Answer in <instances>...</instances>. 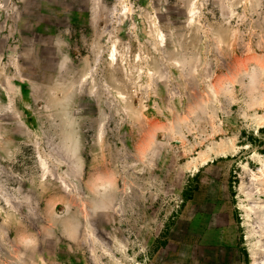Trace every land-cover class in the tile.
I'll use <instances>...</instances> for the list:
<instances>
[{
	"label": "rangeland",
	"instance_id": "374dc122",
	"mask_svg": "<svg viewBox=\"0 0 264 264\" xmlns=\"http://www.w3.org/2000/svg\"><path fill=\"white\" fill-rule=\"evenodd\" d=\"M263 116L264 0H0V264H264Z\"/></svg>",
	"mask_w": 264,
	"mask_h": 264
},
{
	"label": "bare ground",
	"instance_id": "6f19581e",
	"mask_svg": "<svg viewBox=\"0 0 264 264\" xmlns=\"http://www.w3.org/2000/svg\"><path fill=\"white\" fill-rule=\"evenodd\" d=\"M256 78V77H255ZM263 119H264V116H263ZM264 124V123H263Z\"/></svg>",
	"mask_w": 264,
	"mask_h": 264
}]
</instances>
